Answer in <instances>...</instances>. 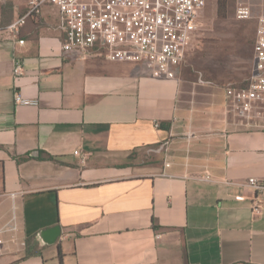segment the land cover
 Returning <instances> with one entry per match:
<instances>
[{
  "label": "crops",
  "instance_id": "crops-1",
  "mask_svg": "<svg viewBox=\"0 0 264 264\" xmlns=\"http://www.w3.org/2000/svg\"><path fill=\"white\" fill-rule=\"evenodd\" d=\"M62 25L47 6L0 36V227L18 223L0 264H264V193L239 185L264 178V131L235 117V86L192 97L191 47L174 79L157 77L63 50Z\"/></svg>",
  "mask_w": 264,
  "mask_h": 264
},
{
  "label": "built area",
  "instance_id": "built-area-1",
  "mask_svg": "<svg viewBox=\"0 0 264 264\" xmlns=\"http://www.w3.org/2000/svg\"><path fill=\"white\" fill-rule=\"evenodd\" d=\"M234 1L239 21L253 18L249 0ZM47 6L57 8L63 18V50L96 48L109 61L145 64L155 76L174 79L199 30L207 0H27L25 15L9 25L0 24V36L10 33L17 37L28 19L40 17ZM13 74L17 79L25 74L20 61ZM231 89L235 117L243 125L264 131V15L258 17L253 73L243 87ZM15 103L38 105L21 93H15ZM261 153L264 155V145ZM239 185L257 195L264 193V178L253 177ZM254 209L260 212L258 205ZM17 230L14 219L0 227V238Z\"/></svg>",
  "mask_w": 264,
  "mask_h": 264
},
{
  "label": "rangeland",
  "instance_id": "rangeland-1",
  "mask_svg": "<svg viewBox=\"0 0 264 264\" xmlns=\"http://www.w3.org/2000/svg\"><path fill=\"white\" fill-rule=\"evenodd\" d=\"M219 12L218 0H207L199 30L191 43V52L183 63L184 78L196 88L244 85L253 73L258 17L264 14V0H249L254 16L250 20L236 18V3L226 0ZM27 0H0V24L9 25L15 8L25 12ZM202 96V95H201Z\"/></svg>",
  "mask_w": 264,
  "mask_h": 264
},
{
  "label": "water",
  "instance_id": "water-1",
  "mask_svg": "<svg viewBox=\"0 0 264 264\" xmlns=\"http://www.w3.org/2000/svg\"><path fill=\"white\" fill-rule=\"evenodd\" d=\"M61 237V228L59 226L44 231L41 233L40 238L42 241H44L46 244L53 245L56 243L57 239Z\"/></svg>",
  "mask_w": 264,
  "mask_h": 264
},
{
  "label": "trees",
  "instance_id": "trees-1",
  "mask_svg": "<svg viewBox=\"0 0 264 264\" xmlns=\"http://www.w3.org/2000/svg\"><path fill=\"white\" fill-rule=\"evenodd\" d=\"M226 4H227V1L226 0H218L219 12H221L222 10H224L226 8ZM244 85H237L235 87L240 88V87H243ZM48 159L53 160V157L48 156Z\"/></svg>",
  "mask_w": 264,
  "mask_h": 264
}]
</instances>
